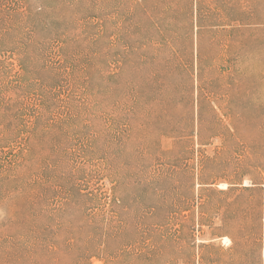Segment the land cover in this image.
<instances>
[{"label": "rangeland", "instance_id": "obj_1", "mask_svg": "<svg viewBox=\"0 0 264 264\" xmlns=\"http://www.w3.org/2000/svg\"><path fill=\"white\" fill-rule=\"evenodd\" d=\"M0 264H264V0H0Z\"/></svg>", "mask_w": 264, "mask_h": 264}]
</instances>
